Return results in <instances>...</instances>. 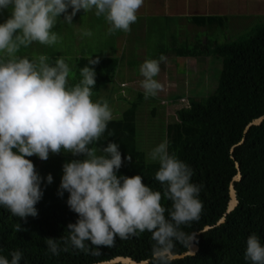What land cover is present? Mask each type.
I'll return each mask as SVG.
<instances>
[{
  "label": "clouds",
  "instance_id": "9594fccd",
  "mask_svg": "<svg viewBox=\"0 0 264 264\" xmlns=\"http://www.w3.org/2000/svg\"><path fill=\"white\" fill-rule=\"evenodd\" d=\"M142 4L143 0H0V10L11 9L10 17L0 24V205L25 220L38 215L35 205L43 197L42 178L26 157L36 155L46 161L50 151L59 154L62 149L85 157L62 166L58 195L63 197L65 191L70 194L67 205L79 218L67 225L68 235L45 238L52 255L70 247L86 255H100V247L114 246L117 237L127 240L147 230L154 241L152 264H169L174 242L192 243L181 225L200 218V185L190 182L193 169L169 152V142L165 139L148 154L150 160L159 163L155 179L163 186V196L172 202L166 218L160 191L146 186L141 175L117 176L122 166L119 144L109 142L99 149L91 146L112 120L108 102L103 97L95 102L91 99L95 69L88 65L80 68L79 82L69 87L70 68L63 57L53 66L45 55L38 61L16 55L20 46L34 41L56 44L59 37L51 30L61 14L71 24L81 9H95V15L104 16L110 25L111 35L117 30L129 32ZM92 35L91 30L82 31V36ZM163 60L164 56L159 61L145 60L140 66L145 99L161 89L154 77ZM97 63L89 59V65ZM46 180L51 184L53 176L49 173ZM15 230L23 229L17 224ZM22 257L23 252L15 250L11 260L0 256V264H20ZM244 259L250 264H264V246L255 233L247 238Z\"/></svg>",
  "mask_w": 264,
  "mask_h": 264
},
{
  "label": "trees",
  "instance_id": "16d2710c",
  "mask_svg": "<svg viewBox=\"0 0 264 264\" xmlns=\"http://www.w3.org/2000/svg\"><path fill=\"white\" fill-rule=\"evenodd\" d=\"M185 18L195 25H207L209 30H213L216 26H227L229 15L221 12L192 13ZM59 29L53 27L52 32L59 35ZM179 40L172 39L170 47H164L162 42L157 41L155 58L159 60L165 51L192 57L210 54L218 58L221 67L213 91L202 100L190 99L188 104L178 101L179 106L174 109L176 118L166 124L165 139L169 142V152L175 153L193 169L190 182L200 185L198 199L203 205L198 221L181 225V230L189 235L200 230L194 239L198 244L197 251L171 258L169 264H250L244 259L248 236L255 233L264 246V118L245 131L250 120L264 114V20L221 42L204 36L191 40V44L187 37H180ZM47 46L34 41L27 47L20 46L16 55L26 56L30 61L34 60V56L45 55L49 58L48 62H54V65L57 58L63 57L70 68L69 87L79 82L80 68L86 65L93 67L96 73L91 97L93 102L100 99L93 98L96 96L94 93L112 82L118 72L120 58L104 49L90 53L84 49L74 52ZM89 59L98 60V63L89 65ZM127 91L132 92L131 97L120 92L118 97L129 104L117 116H112L105 133L91 146L99 149L109 142L119 144L122 166L116 172L117 176L141 175L146 186L161 192V205L165 207V217L168 218L167 209L171 208L172 202L163 196V186L155 179L160 165L147 157L151 152L149 144L138 137L136 120L145 95L140 89L128 87ZM104 99L108 104L111 101V98ZM173 99L176 97L173 96ZM109 131L114 135L109 136ZM26 158L34 163L42 178L43 197L35 205L38 215L28 216L26 220L12 216L0 205V256L11 260V252L20 250L23 252L20 264H89L116 255H130L137 260L149 258L145 264H152L154 241L147 230L127 240L117 237L114 246L100 247V255L91 252L86 255L71 247L58 256L52 255L45 238L59 239L68 235L67 225L79 218L67 205L70 194L65 191L63 197L58 195L62 166L65 162L85 157L73 156L62 149L59 154L50 151L46 161L36 155ZM235 161L239 163L241 172V177L234 181L238 202L226 212L224 220L217 223L229 201V183L237 171ZM49 173L53 176L51 184L46 180ZM17 224L23 230L16 231ZM206 224L210 227L201 230ZM89 247L92 248L90 243ZM187 247L188 244L174 242L173 252H182Z\"/></svg>",
  "mask_w": 264,
  "mask_h": 264
},
{
  "label": "rangeland",
  "instance_id": "374dc122",
  "mask_svg": "<svg viewBox=\"0 0 264 264\" xmlns=\"http://www.w3.org/2000/svg\"><path fill=\"white\" fill-rule=\"evenodd\" d=\"M68 11L70 13L72 9L69 8ZM183 11L190 14L225 13L229 15L228 25L224 28L216 26L209 30L207 25L198 26L188 21L181 14ZM10 15L11 9L0 10V24ZM136 15L137 20L130 25L129 32L117 30L110 35L108 34L110 25L104 16L95 15V9L87 12L81 9L71 24L66 23L65 15L61 14L54 24L55 28H60L57 30L58 42L47 46L51 49L74 52L84 49L90 53L104 49L120 58L118 75H115L112 82L95 92L96 96L93 97L111 98L109 108L112 116H117L129 104L119 99V92L129 97L132 92L127 91L128 87L144 92L141 87L143 77L139 69L145 60H157L155 58L157 41L162 42L164 47L166 45L170 47L171 40L180 41V37H187L189 44L198 36L219 42L236 37L254 23L264 20V0H166V2L163 0V3L160 0H143ZM158 28L160 30L157 31ZM85 29L91 30L93 35L82 36ZM159 31L161 33L158 36ZM2 55L3 53H0V56ZM162 56L165 60L159 62V73L154 77L161 84V89L156 95L144 98L136 120L138 137L149 144L150 151L165 140L166 124L176 118L174 109L179 106L178 101L188 104L190 99L205 98L215 88L221 67L218 58L210 54L192 57L173 55L165 51ZM38 58L34 56V60L38 61ZM48 63L55 66L54 62ZM173 96L176 99H173ZM145 142L143 145L146 147ZM147 157L149 158V155Z\"/></svg>",
  "mask_w": 264,
  "mask_h": 264
},
{
  "label": "water",
  "instance_id": "95a60500",
  "mask_svg": "<svg viewBox=\"0 0 264 264\" xmlns=\"http://www.w3.org/2000/svg\"><path fill=\"white\" fill-rule=\"evenodd\" d=\"M263 118H264V114H261L255 118H253L252 120H250L245 126V131L248 129V127L250 125L260 123ZM235 165H236L237 171L232 176V179L229 183V201L227 203L225 212L223 213L222 216L219 217V219L217 220V223L222 222L225 218L226 212L230 211L238 202V199L236 197L234 181L241 177V172H240V165L237 161H235ZM209 227H210V224H206L203 226V228L201 230H205ZM199 231L200 230L189 235L190 237H192V243L188 244V247L186 250H184L182 252H173L171 258H179V257H183V256L188 255V254H194L198 249V244L194 241V239H195V235ZM148 260H149V258L137 260V259L131 257L130 255H116V256L111 257L109 259L100 260V261L92 262L89 264H98V262H101V261L104 262V264H110V263H115V262H122V263H127V264H145Z\"/></svg>",
  "mask_w": 264,
  "mask_h": 264
},
{
  "label": "crops",
  "instance_id": "0c3cea01",
  "mask_svg": "<svg viewBox=\"0 0 264 264\" xmlns=\"http://www.w3.org/2000/svg\"><path fill=\"white\" fill-rule=\"evenodd\" d=\"M166 2V0H164ZM163 3V1H162ZM182 15L186 16V15H189L190 13H187V11H183V13H181ZM192 14V13H191ZM117 75H118V72H117ZM115 79V78H114Z\"/></svg>",
  "mask_w": 264,
  "mask_h": 264
}]
</instances>
